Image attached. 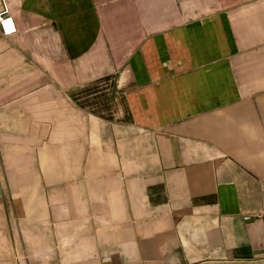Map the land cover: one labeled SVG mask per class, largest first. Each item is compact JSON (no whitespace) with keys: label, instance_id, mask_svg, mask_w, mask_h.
<instances>
[{"label":"crops","instance_id":"1","mask_svg":"<svg viewBox=\"0 0 264 264\" xmlns=\"http://www.w3.org/2000/svg\"><path fill=\"white\" fill-rule=\"evenodd\" d=\"M0 264H264V0H0Z\"/></svg>","mask_w":264,"mask_h":264},{"label":"built area","instance_id":"2","mask_svg":"<svg viewBox=\"0 0 264 264\" xmlns=\"http://www.w3.org/2000/svg\"><path fill=\"white\" fill-rule=\"evenodd\" d=\"M17 33V27L11 16L6 12L0 13V35L9 38Z\"/></svg>","mask_w":264,"mask_h":264}]
</instances>
